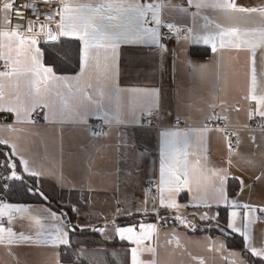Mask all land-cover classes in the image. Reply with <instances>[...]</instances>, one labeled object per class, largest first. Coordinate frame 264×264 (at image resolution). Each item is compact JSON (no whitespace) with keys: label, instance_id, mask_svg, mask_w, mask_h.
I'll list each match as a JSON object with an SVG mask.
<instances>
[{"label":"crops","instance_id":"1","mask_svg":"<svg viewBox=\"0 0 264 264\" xmlns=\"http://www.w3.org/2000/svg\"><path fill=\"white\" fill-rule=\"evenodd\" d=\"M151 2L160 4L159 0ZM238 2L244 6H264V0ZM161 5L162 20L183 28L185 30L183 36L178 40L162 41L167 45L166 53L158 51L157 46L151 45L123 46L119 49L116 80L121 88L158 89L159 109L164 114L159 122L155 118V124H151V127L130 123L109 126L96 116H89L86 123L49 122L44 119V111L37 110L35 113L38 121H33L31 117L33 123H18L13 113L0 112L7 120L0 125V139L9 142V146L0 144V147L7 153L12 150L10 145L15 143L17 150L22 151L25 158L34 161L35 168L46 173L40 177L39 182L34 178L39 192H42L48 201L55 202L61 208L68 207L71 212H73L71 206L75 205L79 209V215L73 212V225H77L76 229L92 231L103 228L105 229L103 233L94 231L104 240L114 238L121 240L115 235L113 221L117 225L130 224L132 222L129 220L134 218L136 222H156V213L150 212L145 215L143 212H137V209L144 199L145 191L153 195L149 191L148 182L154 181L158 173V133L163 128L207 127L208 131L204 134L200 148H190V151H197L202 161H209L210 166L228 169L226 191L228 192L230 180L237 183V191L230 195V198L237 199L240 204H249L257 209L264 208V131L248 130L244 127L248 124L247 110L250 105L254 107V102L245 99L249 86L247 74L249 54L245 51L220 48L213 53L210 46L185 43L183 38L188 35L186 31L188 28L194 30L192 35L202 36L216 31L214 27L216 23L225 27L235 25L258 29L264 26V20L258 15L225 16L224 13L210 7L200 10L199 15L194 18L188 13L196 12L197 9L189 6L187 0H162ZM170 5L185 8L188 13L180 12ZM0 23L1 30H6L7 25L3 21L2 13ZM193 48L205 52L193 54ZM186 57L198 64H205L206 70L203 72L194 70L186 62ZM256 60L257 86L264 88V78L259 75L261 71L259 49ZM78 72L79 68L72 74H55L71 76ZM105 104V111L109 117L113 116L115 106L109 105L107 101ZM213 109L225 118L229 127L235 128L234 133L239 134L240 144L235 149L238 154L231 155V167L227 163L229 152L225 132L208 126ZM127 112L125 100L122 101L121 117L127 118ZM96 120H100L106 126L100 133L107 135L93 134L94 129L90 124ZM177 120L181 122L180 127L174 126ZM9 126H15L17 130ZM121 132L125 133L123 138L120 137ZM189 139L192 142L193 138ZM191 159L195 160V157ZM240 181H243V188ZM188 199L187 194H182L178 202L186 203ZM25 205L31 207L33 214L42 217L45 232L54 231L51 225L58 222L51 220L43 209L48 208L60 213L59 211L46 202ZM146 207L151 209L152 204L149 202ZM117 210L121 213L135 214L116 216ZM206 210L214 215L218 209L217 206L200 209L201 212ZM183 211L187 219L196 226V230L192 232L178 229L172 220L159 225L158 235L144 241L145 246L151 245L156 249L155 257L145 251L140 254L141 260L149 262L155 258L157 264H239L241 260H245L246 264H252L244 255V252L248 251L244 248L241 235L228 229L221 233L215 227L217 222L222 226L219 219L201 221L199 215L196 217L188 215L195 211L191 207ZM219 211L224 215L226 222L223 205L219 206ZM237 211L241 213L237 218V224L243 230V210ZM258 212L252 214L253 219L248 231L253 246L261 248L264 247V212ZM159 214L172 216L175 213L159 209ZM145 217L151 219H144ZM23 224V228L20 224L13 225L14 231H25V234L34 236L35 229L29 228L27 221H23ZM232 235L241 238L242 248L227 246V237ZM121 241L125 242L128 248L130 260V249L135 245L127 240ZM63 246L66 245L59 247L43 243L0 245V264H57L58 261L59 264H70L60 260V250ZM232 252L238 255H230ZM259 259L264 263V259Z\"/></svg>","mask_w":264,"mask_h":264},{"label":"snow or ice","instance_id":"2","mask_svg":"<svg viewBox=\"0 0 264 264\" xmlns=\"http://www.w3.org/2000/svg\"><path fill=\"white\" fill-rule=\"evenodd\" d=\"M46 5L44 13L37 11V3H29L17 7V0H0V13L7 25L6 30H0V112L13 113L18 123H33L31 117L37 110L44 111V119L49 122L71 121L73 123H86L89 116L103 119L105 125L134 124L143 126V121L156 118L159 122L163 112L159 109V90L152 88H121L116 83L118 76V54L123 46H157L158 51L167 52V45L162 43L165 35L161 28L166 27L168 34L181 35L180 29L173 23L165 24L161 18L163 5L153 3L151 0H40ZM189 6L197 11L188 13V10L178 5H170L180 12L197 17L200 10L212 8L224 13L225 16L240 14L242 17L258 15L264 20V6H244L238 0H187ZM25 9L33 11V17L25 15ZM17 16V27L12 28V14ZM207 19V18H205ZM55 25V27H53ZM216 31L202 36H194L193 29L188 28V35L184 36L185 43L203 44L210 46L215 53L220 49H235L245 51L248 56L249 86L245 99L254 102L247 110L248 120L255 116L264 119V88L257 84V49L260 50L261 71L259 75L264 78V26L256 28H241L239 26L225 27L219 23L214 25ZM39 28V31H37ZM191 37V39H190ZM63 38H74L79 41V72L76 75H56L54 65L45 64L47 49L38 45L56 46L62 43ZM186 62L194 70L203 72L207 66L196 63L186 57ZM126 100L128 109L127 118L120 115L122 101ZM115 106V114L109 117L105 111L106 104ZM99 114V115H97ZM211 119V117H209ZM17 130L15 126H9ZM248 127V125H244ZM119 130V129H117ZM218 131L220 129H217ZM207 127L196 129L163 128L159 131V167L154 177V183H148L154 188L155 194L144 192L137 212L147 215L156 213V222H132L127 225H117L113 221L115 235L121 240H127L135 245L130 249V264H157L152 261L141 260L142 252H149L155 257L156 249L151 245H144V241L151 240L159 233V225L167 224L169 220L196 230V226L187 219L183 210L191 207L193 217L199 215L201 221H218L219 206H224L226 222L221 226L219 222L215 227L224 233L225 229L242 236L244 248L252 256L264 259V247L256 248L252 244V237L248 226L252 222V214L264 212V208L257 209L249 204H240L237 199L230 198L225 184L228 178L227 168L210 166V162L201 159L198 149L203 143ZM93 134L99 136V130L94 129ZM125 133L121 132L123 138ZM236 135V145L240 144L239 134ZM190 137L193 138L190 142ZM253 137V141H254ZM0 144L9 146V142L0 139ZM11 151L0 153L3 162L0 168V185L5 190L11 187V182L24 183L26 177L36 178L37 182L46 173L33 166L34 161L25 158L17 145H10ZM229 159L231 167L232 154L235 152L231 141L228 142ZM19 157V159H16ZM195 157V160L191 159ZM243 188V181H240ZM29 193H38L43 200L47 197L34 186L26 185ZM187 194L186 203H179V197ZM152 208L146 207L148 203ZM217 206V212L212 215L209 211ZM159 209H166L175 213L172 216H161ZM243 210V230L238 227L237 218ZM71 210L79 215V209L73 205ZM43 211L48 217L57 221L52 224L54 231L45 232L42 217L33 214L30 206L25 204L9 203L0 200V219L6 218L7 226L0 223V245L13 244H39L59 247L70 244V232L75 231L77 225L65 218V213H57L48 208ZM135 213L116 211V216H132ZM28 222V227L35 229V235H27L25 231H14L13 225ZM83 228L84 226H80ZM211 227V226H209ZM103 233L105 229H93ZM174 231V229H173ZM223 245H221V248ZM237 256L235 252L230 253ZM59 264V261L57 262ZM239 264H246L241 260Z\"/></svg>","mask_w":264,"mask_h":264},{"label":"trees","instance_id":"3","mask_svg":"<svg viewBox=\"0 0 264 264\" xmlns=\"http://www.w3.org/2000/svg\"><path fill=\"white\" fill-rule=\"evenodd\" d=\"M42 49H47L45 54V64L54 65V72L57 74H72L79 68V42L75 39L63 38L62 43L56 46L40 45ZM205 51L193 48V54H204ZM0 153H6L0 147ZM3 162V156H0V163ZM2 169V168H1ZM3 170V169H2ZM26 185L35 186L33 177H26L24 183L19 181L11 182V187L7 190L0 188L3 194V201L16 204L43 203L42 197L36 193H29L26 190ZM237 191V183L234 180L228 182V193L233 195ZM54 209L65 213V218H70L73 224L74 213L70 208H61L55 202L49 201ZM130 219L129 222H136ZM144 219H151L145 217ZM219 221L224 225L225 217L219 215ZM70 244L63 246L60 250V260L70 264H130L129 252L125 242L114 238L112 240H104L94 230H85L70 232ZM227 246L242 248V240L239 236H228ZM244 255L251 261L252 264H264L263 260L252 257L248 252Z\"/></svg>","mask_w":264,"mask_h":264},{"label":"built area","instance_id":"4","mask_svg":"<svg viewBox=\"0 0 264 264\" xmlns=\"http://www.w3.org/2000/svg\"><path fill=\"white\" fill-rule=\"evenodd\" d=\"M159 2L161 4L162 0H159ZM29 3H37V5H38L37 11L39 13H41V14L44 13V11L46 10V7H47L46 5L41 4L40 0H17L16 6L17 7H21V6L29 4ZM25 15L28 16V17H33V11L31 9H25ZM11 19H12L11 27L12 28L17 27L18 20H17V16H16L15 13L12 14ZM164 23L167 24V23H171V22L164 21ZM53 26H55V25H53ZM178 28L180 29V32H181L180 36H178L176 34L169 35L168 34V29L166 27L162 26L161 33H162V35H165V39L164 40H178V39H180L183 36L185 30L183 28H181V27H178ZM0 30H1V23H0ZM2 66H3V62H0V70H2ZM32 120L33 121H38L36 113L33 114ZM6 121H7L6 117H4V116H2L0 114V125L3 124ZM150 123L151 124H155V118H153ZM247 123H248L247 124L248 125V127H247L248 130L264 131V119L260 118L259 116H255L252 120H248ZM143 124L144 125H149V121L148 120H144ZM90 126L93 129L99 130V132H103L105 127H106L104 124H102V122L100 120H96V121L91 122ZM174 126L180 127L181 126V122L179 120L175 121L174 122ZM208 126H209V128L223 130L225 132V134H226L227 142L231 141L233 146H234V149H236V147H237V145H236L237 137H236V135H233L235 128L229 127L227 125V123H226L225 118L216 109H213L212 112H211V119L208 122ZM0 173H3V170L1 168H0ZM153 183H154V181H153ZM148 187H149V191L152 194H154L155 193L154 192V188H152V186H150V185H148ZM0 188L5 190L2 185H0ZM0 200H3V194L1 193V191H0ZM258 213H261V212H258ZM166 216H171V215L168 214ZM156 220H157V217H156ZM0 223H4L5 226H6L7 225L6 218L0 219ZM175 227L178 228V229H184V230L193 232V230L191 228L183 226V225L175 224Z\"/></svg>","mask_w":264,"mask_h":264},{"label":"water","instance_id":"5","mask_svg":"<svg viewBox=\"0 0 264 264\" xmlns=\"http://www.w3.org/2000/svg\"><path fill=\"white\" fill-rule=\"evenodd\" d=\"M44 202L48 203L49 201H48V199H47V201L44 200Z\"/></svg>","mask_w":264,"mask_h":264}]
</instances>
